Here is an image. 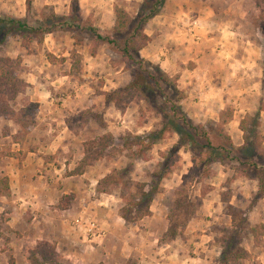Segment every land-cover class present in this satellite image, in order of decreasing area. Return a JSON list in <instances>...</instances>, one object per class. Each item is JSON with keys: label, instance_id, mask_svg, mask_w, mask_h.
<instances>
[{"label": "rangeland", "instance_id": "rangeland-1", "mask_svg": "<svg viewBox=\"0 0 264 264\" xmlns=\"http://www.w3.org/2000/svg\"><path fill=\"white\" fill-rule=\"evenodd\" d=\"M122 1L127 2L125 7L129 11H133L136 6L132 3L140 4L143 0H80V10L86 25L97 27L104 32L112 31L116 22L115 6ZM72 2L73 0H0V14L29 18L38 26L37 22L41 21L44 15L54 13L68 16ZM163 5L160 14L154 17L145 29L150 41L140 52L145 61L144 66H159L172 80L176 79L177 88L183 93L179 105L196 124L208 125L211 122L213 128H217L216 131L221 127L215 125H221L235 145L242 146L245 139L240 129L241 121L260 112V131L264 137V0H165ZM223 23L226 26L221 28ZM148 33L155 37L153 47V37ZM82 35L86 42L91 41L90 36L83 33ZM44 37L40 42L35 34L27 38L20 34L15 35L3 45L0 56L22 60L21 66L26 71L20 77L27 82L28 92L31 93V87L34 85L29 84L28 77H34L33 81L39 76L46 79L44 77L47 75L61 79L63 75L71 73L69 71L72 51L77 49L81 53V72L71 74L79 83L86 85L81 96L92 101L89 102L91 108L82 114H72L73 118L71 116L69 121L71 119L77 124L86 118L94 121L92 123L96 127L94 130H98L97 136L87 142L85 160L107 159L112 165L109 174L114 170L119 172L117 178L121 184H113L107 194L114 196L116 204L119 205V215L124 218L123 208L131 200L136 201L131 196H120L126 181H130V177L137 184L152 182L153 173L160 170L163 153L178 143L179 135L166 133L165 140L150 149L144 159H139L136 146L126 141H134L135 136H145L151 131L162 129V114L171 112L170 108L174 103L160 98L162 101L159 105L157 96L161 95L158 93L140 98L136 91H133V99L125 106V110L118 109L98 93L127 86L133 81L135 69L127 68L114 48L104 43L97 49V54L93 55L92 46H77L69 30H57ZM222 43L227 44L225 48ZM250 57L252 60H249ZM194 70L197 77L193 84H188V75ZM203 76H211V81H203ZM63 86L66 87L64 84ZM89 88L92 92H89ZM209 93L213 95L210 100V105L213 106L210 112L202 98L207 97ZM24 94L20 93L15 100L7 99L10 107L18 114L14 118L0 116L1 135L10 132L8 124H5L9 123V120L21 129L17 118L24 107ZM172 94L169 91V95ZM0 97L6 100L1 92ZM55 103L60 105L61 101L56 100ZM228 117L229 122L222 123ZM108 126H111L110 130ZM102 128H106L103 133L100 132L104 131ZM262 146L264 151V139ZM100 149L104 151L99 152ZM176 160L178 164L173 168V172L160 182L163 190L151 204L160 219L155 218L153 212L152 215L142 218L135 212L130 220L124 218L127 227L125 229L131 232L136 230L137 241L148 240L145 236L140 237V228L150 233L155 232L152 235L154 238L147 242L151 245L156 241L152 247L155 251L157 247L168 246V249L175 253V262L172 264H176L178 259L183 257L187 258L189 264H253L252 254H260L264 250V231L260 228L264 225V192H261L260 181L255 177V173H244L243 168L236 172L231 166L220 164L213 166L210 171L213 176L209 178L196 171L190 172L194 163L192 153L186 146L180 147ZM258 161L264 163L262 157H258ZM124 172H127V175H124ZM201 177L205 178L202 180ZM212 183H217L219 190L214 191L216 186ZM243 184L248 188L243 190ZM225 191L232 192L226 202L223 198ZM218 192L221 205H214L213 195L216 197ZM228 203L234 206V209L230 208ZM162 217L165 220H162ZM253 228L257 231L252 232ZM42 242L44 241L29 251L30 261L32 251H37ZM112 242L113 240L109 242L110 245H113ZM52 243L57 249L56 243ZM9 245L10 242L5 243L6 250ZM240 248L246 250L249 255L226 262L224 254L230 256ZM56 252L59 255L58 262L49 258L42 264H82L68 259L59 251ZM139 253H134L125 261H118L121 258L115 251V258L110 259L109 263L89 264H140ZM161 255H164L163 252L159 254Z\"/></svg>", "mask_w": 264, "mask_h": 264}, {"label": "crops", "instance_id": "crops-1", "mask_svg": "<svg viewBox=\"0 0 264 264\" xmlns=\"http://www.w3.org/2000/svg\"><path fill=\"white\" fill-rule=\"evenodd\" d=\"M224 26L226 24L223 23L221 28ZM148 34L153 37L151 33ZM152 40L150 45L153 47L155 37ZM226 45L222 43L223 48ZM71 69L72 63L69 72ZM195 72L188 75V84L194 83L197 77ZM210 77L203 76L202 80L210 82ZM44 78L39 76L36 81H33L34 77L27 79L29 84L34 85L31 87L33 91L28 94L41 108L34 129L18 141L14 136L20 129L19 125L9 120L5 124H8L10 132L3 135L0 125V179L8 177L10 188V196L0 191V264H32L29 251L41 241L56 243L57 251L82 264L109 263L110 259L115 258V251L121 258L118 261H125L140 252V264L174 263L175 253L168 246L157 247L155 251L152 247L156 241L151 245L148 243L155 232L140 228V237H146L148 242L144 239L137 241L136 230L131 232L125 229V220L119 215V205L114 196L97 195V184L111 172V162L101 158L85 160L87 142L97 136L98 130H94L93 120L86 118L78 124L71 119L69 121L72 114H82L91 108L89 102L92 101L81 96L86 85L79 83L71 73L63 75L61 79L52 75ZM85 92L87 94L88 89ZM89 92H92L91 88ZM212 96L209 93L207 97H202L209 112L213 107L210 105ZM56 100L61 101L60 105L55 103ZM105 129L102 128L104 131L100 132H105ZM169 183L172 184L171 181ZM212 185L216 186L214 191L219 190L217 183ZM244 185L243 190L248 188ZM213 197L214 205H221L219 192ZM210 202L213 203V200ZM151 210L154 217L160 219L153 205ZM164 217L162 220L167 215ZM92 222L99 230L92 229ZM112 235L117 237L110 239ZM111 240L113 245L109 243ZM6 242L11 243L8 250L4 247ZM162 252L164 255L159 256ZM251 259L253 264H259L260 260L264 264V250L260 254H252ZM176 264L189 262L183 257Z\"/></svg>", "mask_w": 264, "mask_h": 264}, {"label": "trees", "instance_id": "trees-1", "mask_svg": "<svg viewBox=\"0 0 264 264\" xmlns=\"http://www.w3.org/2000/svg\"><path fill=\"white\" fill-rule=\"evenodd\" d=\"M72 3L68 16L54 13L53 15H44V18L37 22L38 26H35L29 18H17L0 14V51L3 45L15 35L20 34L22 37L27 38L31 34H35L42 42L46 34L57 30H69L72 32L77 46L83 47L85 44H90L93 48L92 54L96 55L99 46L107 43L121 55V62L127 68L132 67L133 70L135 69L133 81L127 86L110 92L98 93L105 96L108 103H113L118 109L125 110V106L133 99V91H136L137 96H140V98L157 95L156 93H158L161 95L157 96L159 105L162 101L160 98L166 99L167 102H172V104L174 103V106L170 108L171 112H163L162 114L164 116L162 129L151 131L145 136H135L133 137L134 141H126L128 144L136 146V154L139 155V159H144L150 149L165 140L166 133H177L179 135L178 143L163 153L160 170L153 173L152 182L143 185L137 184L130 177V181H126L125 187L120 191V196L122 198L131 196L136 199V201L131 200L122 210V216L126 220H130L135 212L140 214V218L152 215L151 204L156 195L163 190L160 182L173 172V168L178 164L176 156L180 147L183 146L189 148L192 153L194 167L190 172L196 171L209 178L213 176L210 171L213 170V166L216 164L229 165L236 172L243 168L245 169L244 173L248 171L255 173V177L260 181L261 192H264V163L258 161V157L264 159L262 146L264 137L261 134L259 123L261 113L248 116L241 121L240 129L244 133L245 140L242 146H236L231 136L221 125H215L221 127L216 131L217 128H213L211 122L208 125H200L188 117L179 105L183 93L177 88L176 79L172 80L159 66H153L152 64H148L150 68L144 66L145 61L141 58L140 52L150 41L145 29L149 22L160 14L165 0H143L140 4L133 2L132 5L136 6L133 11H129L125 7L127 2L122 1L115 6L116 22L114 29L105 32L97 27L86 25V20L82 17L80 10V0H73ZM82 33L85 36H90L91 41L86 42ZM82 61L81 53L77 49L73 50L71 73L81 72ZM21 62L20 58L13 60L0 56V92L6 97V100L4 97H0V116L16 117L18 113L10 107L7 99L15 100L20 93H25L24 107L20 110V116L17 118L21 123V129L14 136V139L18 141L25 138L34 129L41 109L39 103L33 101L30 95L27 94V82L20 77L26 71L21 66ZM169 91L173 94L169 95ZM229 120L230 117L222 123L226 124ZM94 144L97 145L95 142ZM102 151L104 150H99V152ZM118 173L117 170H114V172L101 179L97 185L98 193H110L113 184H121L118 182ZM124 175H127V172H124ZM202 178L205 177L200 179ZM131 188L133 189L131 190ZM0 191L2 194L10 196L8 177L0 179ZM229 195L232 196V192L226 193L225 191L223 193L225 202L229 201ZM136 205H138L137 208ZM227 205L234 209V206L229 203ZM260 228L264 231V225H261ZM256 231V228L252 229V232ZM176 235L174 234V236ZM231 245L234 246L233 243ZM56 251L52 242L44 241L39 244L37 251H32L31 262L32 264H42L49 258L54 262H58L59 255ZM248 255L246 250L240 248L237 252H232L230 256L227 253L224 254V257L227 262L239 260L241 257H247Z\"/></svg>", "mask_w": 264, "mask_h": 264}, {"label": "built area", "instance_id": "built-area-1", "mask_svg": "<svg viewBox=\"0 0 264 264\" xmlns=\"http://www.w3.org/2000/svg\"><path fill=\"white\" fill-rule=\"evenodd\" d=\"M91 227H92V229H94V230H99V228H98V226L96 225V223H91Z\"/></svg>", "mask_w": 264, "mask_h": 264}]
</instances>
